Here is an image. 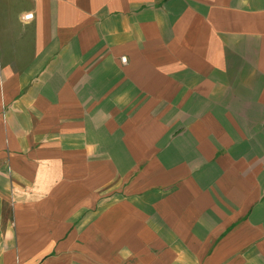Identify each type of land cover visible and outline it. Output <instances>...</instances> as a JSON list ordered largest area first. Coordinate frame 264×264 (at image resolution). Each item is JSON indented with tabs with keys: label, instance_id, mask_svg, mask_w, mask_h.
I'll return each mask as SVG.
<instances>
[{
	"label": "crops",
	"instance_id": "obj_1",
	"mask_svg": "<svg viewBox=\"0 0 264 264\" xmlns=\"http://www.w3.org/2000/svg\"><path fill=\"white\" fill-rule=\"evenodd\" d=\"M0 264H264V0H0Z\"/></svg>",
	"mask_w": 264,
	"mask_h": 264
},
{
	"label": "built area",
	"instance_id": "obj_2",
	"mask_svg": "<svg viewBox=\"0 0 264 264\" xmlns=\"http://www.w3.org/2000/svg\"><path fill=\"white\" fill-rule=\"evenodd\" d=\"M32 14L31 13H27L25 16H24V19H30V18H32Z\"/></svg>",
	"mask_w": 264,
	"mask_h": 264
}]
</instances>
